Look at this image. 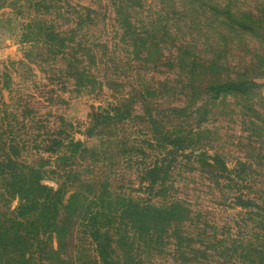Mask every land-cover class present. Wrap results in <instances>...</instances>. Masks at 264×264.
I'll list each match as a JSON object with an SVG mask.
<instances>
[{
  "label": "rangeland",
  "instance_id": "rangeland-1",
  "mask_svg": "<svg viewBox=\"0 0 264 264\" xmlns=\"http://www.w3.org/2000/svg\"><path fill=\"white\" fill-rule=\"evenodd\" d=\"M72 7L93 9L82 31L95 56L82 79L65 75L61 54L43 41H22L39 19L74 24ZM128 12L139 35L125 31ZM237 79L260 85L211 98L209 83ZM166 129L191 140L181 149ZM58 130L89 151L65 162L45 152ZM0 135L29 162L73 169L68 194L80 197L83 213L102 191L187 204L195 219L182 231L191 241L179 249L166 238L144 253L146 264L249 263L241 255L264 252V0H0ZM203 152L219 154L236 181L205 164ZM163 157L168 181L153 189L145 169ZM2 193L0 178V226L19 203ZM65 241L58 257L49 250L59 248L58 237L43 235L28 252L31 264H100L82 223L72 222ZM7 252L2 264H14L15 252Z\"/></svg>",
  "mask_w": 264,
  "mask_h": 264
},
{
  "label": "trees",
  "instance_id": "trees-1",
  "mask_svg": "<svg viewBox=\"0 0 264 264\" xmlns=\"http://www.w3.org/2000/svg\"><path fill=\"white\" fill-rule=\"evenodd\" d=\"M36 4L46 10L53 7V3L38 1ZM40 9L38 7V10ZM72 9L71 16L74 24H68L66 28H63L59 27L55 21L39 19L32 27V33L23 34L22 41L38 43L43 41L55 55L61 54L65 65L63 67L65 75L82 79L86 71L87 58L95 56L93 47L84 43L86 33L82 31L87 18L93 21L91 15L93 9L86 7L87 13L76 7ZM121 13L124 14L123 11ZM130 16L129 12L124 16L127 24L125 31L139 35V28L129 20ZM185 51L188 54L192 53L188 49ZM194 59L193 65L198 61L196 56ZM258 85L260 83L251 79H237L211 82L206 87L211 98L216 99L223 92H246ZM108 113L110 117V112ZM165 132L169 135L168 139L180 141L181 149L185 148L188 140H191V136L184 134L181 130L179 134H173L168 129ZM43 150L65 162L75 160L77 156L88 152L89 148L81 139H75L68 134L64 135L63 131L58 130L48 139ZM201 154L202 161L220 172L223 179L236 181L233 174L235 169L230 168L219 154L206 152ZM21 155L18 143H9L3 135H0L2 194L9 195L10 200L19 199L18 205L12 210V215L1 222L0 254L5 255L7 251L13 250L15 259L17 258L14 264H18L19 260L31 264L34 252L30 251L29 254L28 252L35 243L37 245L41 243L45 234L58 237L59 248L51 244L49 250L60 257V250L65 249L67 244L65 236L68 235L72 222L76 221L82 223L93 241L97 262L100 264H146L143 258L144 253L149 256L154 254L165 244L166 238H176L179 249L187 246L188 241H191L190 234L182 231L188 226L187 221L191 224L195 219L187 204L177 200L156 204L152 199L145 201L142 198H133L124 194L114 195L109 191H102L94 196L89 208L83 213L80 197L74 192L68 194V181L71 180L73 169H57L55 164L48 165L44 161L29 162L21 158ZM41 159L44 160L42 157ZM166 159L165 157L162 160L157 158L145 169L144 180L153 189L157 185L163 187L168 181ZM50 172L57 173L63 180L57 181L56 185L46 182L45 177ZM235 199L239 205L248 203L240 194L236 195ZM237 249L236 255L240 250ZM262 253L264 252L258 248H253L251 256L248 254L241 256L244 259L246 256L250 257L249 263L246 260L245 264H258L260 257L264 258ZM7 262L9 264V260Z\"/></svg>",
  "mask_w": 264,
  "mask_h": 264
}]
</instances>
